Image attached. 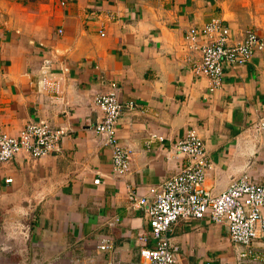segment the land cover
Listing matches in <instances>:
<instances>
[{"label":"crops","instance_id":"0c3cea01","mask_svg":"<svg viewBox=\"0 0 264 264\" xmlns=\"http://www.w3.org/2000/svg\"><path fill=\"white\" fill-rule=\"evenodd\" d=\"M211 19L232 42L248 30L264 42V0H0V126L15 135L46 121L64 132L56 152L0 164V264L138 261L136 236L149 225L126 192L148 198L175 175L183 160L170 148L189 129L206 153L205 189L219 193L242 173L264 184V128L255 130L264 121V49L225 68L208 92V80L190 72L196 53L182 38ZM43 60L63 80L54 106L36 93ZM110 84L122 107L117 140L131 151L121 177L92 132L100 119L92 97ZM151 134L163 141L147 144ZM102 241L109 249H98ZM168 241L174 264H237L244 250L206 218L176 222ZM250 249L264 256V239Z\"/></svg>","mask_w":264,"mask_h":264},{"label":"built area","instance_id":"2783aa9c","mask_svg":"<svg viewBox=\"0 0 264 264\" xmlns=\"http://www.w3.org/2000/svg\"><path fill=\"white\" fill-rule=\"evenodd\" d=\"M106 17L112 19L111 15ZM99 35L103 36L102 28ZM182 39L184 47L196 53L190 72L208 80V92L220 88L225 68L245 65L253 54L264 49L263 40L250 30L245 31L240 40L232 42L227 27L219 19L187 29ZM62 85L60 74L52 71L50 61L43 60L35 81L36 93L54 106L62 99ZM109 87L110 91L92 97V104L100 113L92 132L109 151L111 174L121 177L129 170L131 151L117 140L116 123L122 107L114 94L115 85ZM125 107L131 109L133 103L128 102ZM263 128L264 121H260L255 130ZM63 135L61 129H52L46 121L29 122L15 135L7 134L0 126V164L20 153L33 160L54 153ZM151 141L162 142L163 138L151 134L147 144ZM170 149L175 157L183 160L175 175L164 180L148 198L137 196L133 189L126 192L130 207L142 209L149 225L147 231L136 236L138 261L126 264H174L176 248L168 241L172 225L203 218L223 225L228 240L244 249L236 257L237 264L264 262V256L258 257L250 249L255 240L264 239V184H255L242 173L224 190L212 194L203 186L208 161L196 131L187 130ZM97 183L98 179L93 180V184ZM98 249L105 251L109 245L102 241Z\"/></svg>","mask_w":264,"mask_h":264}]
</instances>
